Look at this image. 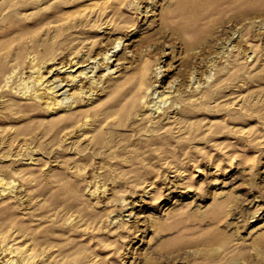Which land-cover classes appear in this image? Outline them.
Returning a JSON list of instances; mask_svg holds the SVG:
<instances>
[{"label": "rangeland", "instance_id": "374dc122", "mask_svg": "<svg viewBox=\"0 0 264 264\" xmlns=\"http://www.w3.org/2000/svg\"><path fill=\"white\" fill-rule=\"evenodd\" d=\"M119 37L74 124L2 87ZM0 178V264H264V0H0Z\"/></svg>", "mask_w": 264, "mask_h": 264}, {"label": "bare ground", "instance_id": "6f19581e", "mask_svg": "<svg viewBox=\"0 0 264 264\" xmlns=\"http://www.w3.org/2000/svg\"><path fill=\"white\" fill-rule=\"evenodd\" d=\"M113 44L114 45L111 48L104 50L102 53L99 52L101 55H99V53L95 55L96 51L94 54H91L90 52H84L82 54V51L78 50V56L73 57L70 62V70H67L68 68L63 70L65 65H61L60 67H55L53 70H50V72H53L54 70H58L59 72L65 71V73L68 74L67 81L61 77H54L51 79L44 74V68L47 65L52 64V61H54L53 59L35 63L37 57H29L30 59L28 68L30 67L29 70L31 72L29 76L24 75V71H22L21 74H18L14 68L11 72L6 74L4 85L2 87H9L10 90L19 92L21 96L35 100V103L43 104V107L46 108V110L50 112H56L58 116H56L54 121L64 122L65 124H74L81 118L82 115H85L90 110L89 108H100L101 104H94V106L91 107L80 106V104H77V101L73 99V94L68 93V91L70 92L71 89L76 88L73 93H76L81 97L88 98V100L92 101L95 99L94 94L96 92L94 89L98 87L106 88V82H109L111 86L114 85V90L118 89L121 85L117 78L118 74L113 75L118 72L119 69L117 70V68L121 65V62L118 61L116 64H114L115 68L113 69H111V66H109L108 63H112L113 65V61L118 60L113 58V56H115V52L119 50L118 47L122 44V38L119 37L116 41H114ZM103 63L107 64L103 65ZM99 68H103L106 72L102 75H98L96 71H98L97 69ZM106 74L109 76L111 74L108 80L103 79ZM198 87L199 85L196 86V89ZM148 92H150L149 87L148 89L146 88V91L142 94V102L146 101L144 98ZM157 93L158 92L156 90L155 94ZM171 94V91H162V93L152 101V108L149 109L154 110L155 112H161L163 109L162 105L170 101V98L172 97L170 96ZM149 107L151 106L149 105ZM4 179L5 178H0V182ZM10 253L13 254V256H21L22 261L21 259L20 261L22 263L32 262L34 258L33 256H30L28 252L26 253L21 251L18 247L10 246ZM7 261V264H19L18 259L15 257Z\"/></svg>", "mask_w": 264, "mask_h": 264}]
</instances>
